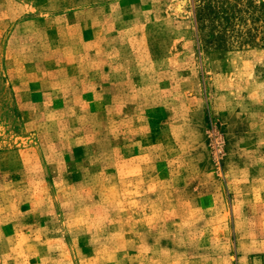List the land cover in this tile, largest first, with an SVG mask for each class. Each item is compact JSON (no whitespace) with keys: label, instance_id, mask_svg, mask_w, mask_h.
<instances>
[{"label":"rangeland","instance_id":"rangeland-1","mask_svg":"<svg viewBox=\"0 0 264 264\" xmlns=\"http://www.w3.org/2000/svg\"><path fill=\"white\" fill-rule=\"evenodd\" d=\"M0 264H264V0H0Z\"/></svg>","mask_w":264,"mask_h":264}]
</instances>
